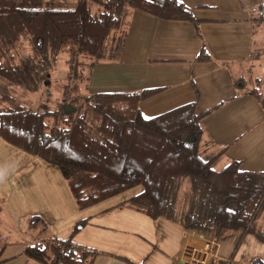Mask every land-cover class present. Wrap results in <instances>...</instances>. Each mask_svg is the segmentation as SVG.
<instances>
[{
	"label": "trees",
	"instance_id": "obj_1",
	"mask_svg": "<svg viewBox=\"0 0 264 264\" xmlns=\"http://www.w3.org/2000/svg\"><path fill=\"white\" fill-rule=\"evenodd\" d=\"M133 10L199 23L180 0H0V138L57 167L78 209L141 187L119 205L222 243L235 231L264 241V171L242 170L238 160L219 168L224 150L200 151L202 122L213 109L201 111L192 101L144 115L141 105L162 88L74 93L69 87L55 107L48 98L33 107L15 96L17 88L39 92L48 84L64 52L71 73L91 79L96 65L123 53ZM252 21L255 31L264 25L260 6ZM202 50L196 59L210 60ZM261 83L249 93L264 109ZM79 225L66 238L28 244L24 253L43 264H93L104 252L74 240Z\"/></svg>",
	"mask_w": 264,
	"mask_h": 264
},
{
	"label": "crops",
	"instance_id": "obj_2",
	"mask_svg": "<svg viewBox=\"0 0 264 264\" xmlns=\"http://www.w3.org/2000/svg\"><path fill=\"white\" fill-rule=\"evenodd\" d=\"M180 1L193 11L198 24L187 20L163 21L133 10L119 59L122 62L117 66L110 61L99 63L93 74L112 75L119 68L116 73L121 81L116 85L123 86V91L162 88L141 105L146 116L192 101H197L201 111L213 109L202 122L201 153L211 156L224 150L218 160L219 168L238 160L242 170L264 171V109L249 93L262 80L256 75L254 81L257 73L253 70L256 59L264 52V28L255 31L252 21L262 0ZM204 47L211 59L197 60ZM13 146L0 138V198L4 201L8 191L9 194L12 190L20 191L31 200L30 210L42 219L51 235L68 237L81 223L74 240L103 251L101 255H109L111 264L122 261L121 258L144 264H182L184 230L180 225L166 219H152L142 220V231L132 229L130 224L137 216L127 214L129 208L119 205L129 197L118 202L113 197L78 209L59 170ZM4 184L8 191L1 188ZM3 216L0 248L8 251L10 258L24 257V253H10L14 242L6 239L21 234L5 225L11 217L5 213ZM220 243V261L213 264L223 261L243 264L242 260L235 261L237 245L229 252Z\"/></svg>",
	"mask_w": 264,
	"mask_h": 264
},
{
	"label": "rangeland",
	"instance_id": "obj_3",
	"mask_svg": "<svg viewBox=\"0 0 264 264\" xmlns=\"http://www.w3.org/2000/svg\"><path fill=\"white\" fill-rule=\"evenodd\" d=\"M262 28H264V25L259 26L258 30H261ZM120 53L121 52L116 50L115 54H117L118 57L110 60V64L117 66V64L122 62H120L119 60L122 57V53ZM70 58L71 56L68 52H64L61 54L58 59V62L51 70V77L49 79V83L44 85L39 92H30L22 88H17L14 93L15 96L26 105L33 107H37L41 102L48 98V101L52 103V107H55V104L58 103L64 96L65 88L69 87L72 88L71 91L74 93L82 92L84 90L87 92H103L114 90L123 91V86L118 88L116 85V83L121 81V76L116 73L119 68L115 71V74L110 75L108 72H103L101 73L102 75L97 76H95V74H92L91 79H84L81 81L78 77L75 76L74 72L71 73V70L73 68L70 66L69 63ZM254 67L255 68L253 71L257 73L254 76V81L256 80V75H259L258 77H261L262 83L259 84V87L260 90L264 93V52L260 55L259 58L256 59ZM79 68L80 66H78V69ZM247 81L251 83V80H249L248 77ZM248 85L251 86L252 83ZM73 87H75L76 90H74ZM185 137L186 135L184 136V138ZM53 167L56 168L54 170H59L57 167ZM14 181H16L15 177L13 182ZM5 187H7L6 184L1 186L3 190L8 191V189ZM140 190L141 187H136L126 193H122L117 197H114L113 200L118 202L122 199H126L138 193ZM7 193L8 195L5 197L4 201L0 198V222H5V216H3V213H5L9 217H11V219L9 218L8 220H15L17 222V226L21 228H17L16 224L12 221H8L5 223V225H8L14 233L16 232L17 234H21V236L12 237V239H6V241L14 242L11 245L12 247L10 253H20L19 255H21L22 253H24L23 250L28 244L39 241L36 240L37 238L41 240L52 235L51 231L46 228V224H44L42 220H34L37 214L33 213L32 210H30V199H27L26 197L22 196L20 191L12 190L10 194L9 191ZM127 210V214H133L138 218L134 219L130 224V227L136 231H142V220H147L148 222H151L152 220V218H150L148 215L138 212L130 207ZM238 239L239 235L236 231L230 232L226 237H223L222 241L225 247V251L229 250V252H232L233 248H235L238 243ZM8 255V251L3 252L2 248H0V264H43L40 261L28 257L26 253L22 255L24 257L20 258H18L19 256L17 258H10V256ZM234 257L235 261L240 262L242 260L243 264L252 263L257 259H260L264 262V241L256 237L254 233H248L247 235H244L243 238L240 240L239 244L237 245V250L234 254ZM25 258L27 259L26 262L24 260ZM110 258L111 257L109 255H99L97 256L93 264H111L112 262ZM114 264L125 263L119 260L117 263L115 262Z\"/></svg>",
	"mask_w": 264,
	"mask_h": 264
},
{
	"label": "built area",
	"instance_id": "obj_4",
	"mask_svg": "<svg viewBox=\"0 0 264 264\" xmlns=\"http://www.w3.org/2000/svg\"><path fill=\"white\" fill-rule=\"evenodd\" d=\"M264 12V0L260 3ZM181 254L182 264H213L220 261L221 243L216 237L206 236L200 231L184 230Z\"/></svg>",
	"mask_w": 264,
	"mask_h": 264
}]
</instances>
